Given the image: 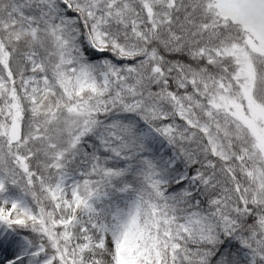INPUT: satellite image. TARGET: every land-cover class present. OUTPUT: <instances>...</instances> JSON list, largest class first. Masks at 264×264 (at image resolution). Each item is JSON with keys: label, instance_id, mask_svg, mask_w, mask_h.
Listing matches in <instances>:
<instances>
[{"label": "snow or ice", "instance_id": "6c2138e0", "mask_svg": "<svg viewBox=\"0 0 264 264\" xmlns=\"http://www.w3.org/2000/svg\"><path fill=\"white\" fill-rule=\"evenodd\" d=\"M0 264H264V0H0Z\"/></svg>", "mask_w": 264, "mask_h": 264}]
</instances>
